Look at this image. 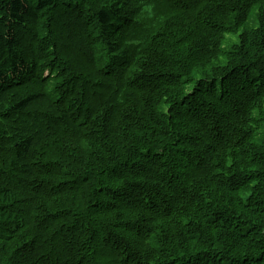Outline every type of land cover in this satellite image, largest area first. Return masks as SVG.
Segmentation results:
<instances>
[{
	"label": "trees",
	"instance_id": "obj_1",
	"mask_svg": "<svg viewBox=\"0 0 264 264\" xmlns=\"http://www.w3.org/2000/svg\"><path fill=\"white\" fill-rule=\"evenodd\" d=\"M0 264H264V0H0Z\"/></svg>",
	"mask_w": 264,
	"mask_h": 264
}]
</instances>
